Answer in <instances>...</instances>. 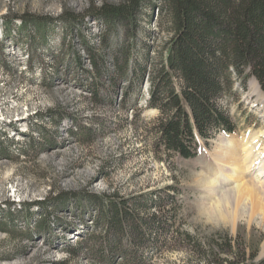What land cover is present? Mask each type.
<instances>
[{"label":"rangeland","instance_id":"1","mask_svg":"<svg viewBox=\"0 0 264 264\" xmlns=\"http://www.w3.org/2000/svg\"><path fill=\"white\" fill-rule=\"evenodd\" d=\"M122 1L0 0V264H100L86 249L96 214L88 196L103 193L166 199L159 214L168 231L148 239L137 255L147 264H205L180 235L191 236L205 251L209 238L226 234L234 241L239 235L248 248H257L255 260H264L260 222L240 219L232 225L204 213L212 202L205 182L217 172L215 140L226 136L238 152L247 144H256V153L264 150L258 138L264 131V91L250 78L245 87L235 82L233 96L217 100L234 132L199 139L198 158L156 153L158 112L147 108L148 75L126 96L127 76L111 86L108 60L101 99L93 101L89 93L86 72L92 71L84 43L101 52L106 26L87 10ZM158 5L150 0L138 12L130 38L133 60L141 61L148 47L147 73L168 37L156 24ZM66 12L82 16V23L68 29L61 19ZM19 17L42 18L44 24L33 20L21 29ZM73 51L81 58L79 68ZM147 210L158 212L154 205Z\"/></svg>","mask_w":264,"mask_h":264},{"label":"trees","instance_id":"2","mask_svg":"<svg viewBox=\"0 0 264 264\" xmlns=\"http://www.w3.org/2000/svg\"><path fill=\"white\" fill-rule=\"evenodd\" d=\"M156 1L159 3L156 24L168 37L161 43L163 51L150 73H147L148 47L144 46L146 52L142 60L136 61L132 57L133 39L130 42V38H134L138 12L149 7L150 0L104 2L87 10V15L101 19L106 26L100 40L101 52L84 43L92 71L86 72L89 93L93 101L101 99L99 87L104 85L101 79L110 73L108 60L112 62L109 84L116 86L118 79L127 76L126 96L137 79L148 75L151 86L147 108L158 112L153 120L156 137L153 149L156 153L163 150L166 154L192 160L202 151L199 139L207 141L212 133L220 130L228 134L234 132V123L217 100L233 96L235 82L245 87L246 82L254 78L264 91V0ZM18 19L22 22L21 29L33 20L40 26L44 24L42 18ZM61 19L68 29H73L84 18L66 12ZM109 30L114 33L112 39ZM40 31L38 27V33ZM107 48L115 50L109 52ZM72 54L79 68L81 58L77 52ZM167 198L173 201L172 197ZM143 199L126 200L105 193L88 196L96 214L94 230L87 239L91 244L86 249L98 263L147 264L138 258V252L148 239L162 238L168 226L159 214L162 212L160 204L166 199L158 196ZM153 205L158 212L148 214V207ZM180 237L205 264H264V260H255L257 248H248L239 235L234 241L226 234L209 238L208 251L191 236Z\"/></svg>","mask_w":264,"mask_h":264},{"label":"bare ground","instance_id":"3","mask_svg":"<svg viewBox=\"0 0 264 264\" xmlns=\"http://www.w3.org/2000/svg\"><path fill=\"white\" fill-rule=\"evenodd\" d=\"M258 138L264 142V131ZM255 145H244L238 152L226 136L215 140L211 156L217 172L213 181H204L206 194L212 197L204 209L207 217L232 225L252 219L264 227V150L256 153ZM261 248L264 253V242Z\"/></svg>","mask_w":264,"mask_h":264}]
</instances>
